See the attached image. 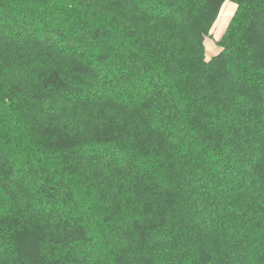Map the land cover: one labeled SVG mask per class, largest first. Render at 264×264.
Wrapping results in <instances>:
<instances>
[{
    "label": "trees",
    "instance_id": "16d2710c",
    "mask_svg": "<svg viewBox=\"0 0 264 264\" xmlns=\"http://www.w3.org/2000/svg\"><path fill=\"white\" fill-rule=\"evenodd\" d=\"M0 264H264V0H0Z\"/></svg>",
    "mask_w": 264,
    "mask_h": 264
},
{
    "label": "rangeland",
    "instance_id": "374dc122",
    "mask_svg": "<svg viewBox=\"0 0 264 264\" xmlns=\"http://www.w3.org/2000/svg\"><path fill=\"white\" fill-rule=\"evenodd\" d=\"M235 9H236V6L233 3L227 2L224 5L222 13L217 23L215 24V27L212 32L213 37L216 41L219 40L224 34V32L226 31L228 22L232 18V15L234 14ZM211 46H213V43L211 44Z\"/></svg>",
    "mask_w": 264,
    "mask_h": 264
}]
</instances>
